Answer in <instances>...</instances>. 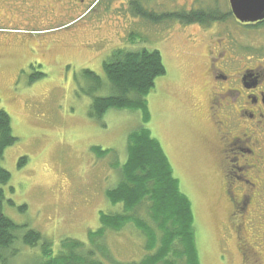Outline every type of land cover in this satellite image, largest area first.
<instances>
[{"label": "rangeland", "instance_id": "obj_1", "mask_svg": "<svg viewBox=\"0 0 264 264\" xmlns=\"http://www.w3.org/2000/svg\"><path fill=\"white\" fill-rule=\"evenodd\" d=\"M191 1L175 3L189 6ZM202 2L226 8L225 0ZM86 21L95 19L87 15ZM223 23L218 30L241 41V63L252 61L248 57L261 51L264 64V27L260 31L240 29L231 17ZM164 25L120 18L95 22L79 36L0 34V109L10 114L17 137L0 158L12 175L3 185L4 212L41 231L52 241L54 252L59 251L61 239L68 236L93 244L88 232L100 226V210L122 209L121 204L113 205L105 192L121 179L128 134L143 123L140 109L110 108L101 119L91 117L92 96L86 92L90 80L81 70L93 69L108 86L104 60L111 52L120 46H145L160 50L166 73L157 77L146 96L150 119L144 124L160 141L181 189L192 200L199 260L201 264L245 262L227 232L229 205L208 113L211 79L205 54L220 34L213 31L214 26L203 30L193 24L184 29L172 21L170 31L164 34ZM97 93L106 94L107 88ZM96 145L108 151L100 154ZM24 156L26 162L19 165ZM149 203L145 200L132 211L155 226L146 212ZM22 205L26 208L20 209ZM253 224L249 239L264 264V217H257ZM112 231L94 246L100 259L116 264L114 260H139L144 256L145 235L133 222L116 234ZM19 245L18 256L9 258L7 264L34 261L37 248L32 250L22 242Z\"/></svg>", "mask_w": 264, "mask_h": 264}, {"label": "flooded vegetation", "instance_id": "obj_2", "mask_svg": "<svg viewBox=\"0 0 264 264\" xmlns=\"http://www.w3.org/2000/svg\"><path fill=\"white\" fill-rule=\"evenodd\" d=\"M202 1L176 6L175 0H0V34L79 36L95 22L120 18L140 19L155 26L165 23L161 26L164 34L170 31V21L180 23L184 29L193 24L201 25L203 30L214 26L213 31L220 36L212 40L205 54L211 79L208 113L229 205L226 227L244 264H250L249 260L261 264L260 251L250 242L249 233L253 221L264 217V64L258 50L248 57L252 61L241 63V41L218 28L231 17L240 29L260 31L264 18L242 21L234 15L230 0H225L224 9L215 3L206 6ZM87 15L95 21L83 22ZM197 15H205L207 22L199 21Z\"/></svg>", "mask_w": 264, "mask_h": 264}, {"label": "trees", "instance_id": "obj_3", "mask_svg": "<svg viewBox=\"0 0 264 264\" xmlns=\"http://www.w3.org/2000/svg\"><path fill=\"white\" fill-rule=\"evenodd\" d=\"M201 22L204 16L197 15ZM190 20V19H189ZM188 20V21H189ZM190 22V21H189ZM134 37V36H131ZM104 69L109 80L91 68H83L81 74L90 81L86 92L92 96L89 115L101 119L110 108L140 109L143 123L128 134L127 156L121 164V179L106 189V196L113 204H121L120 211L100 210V226L88 235L94 241L88 244L76 237H64L58 252L52 249V241L38 229L19 223L4 212V184L11 180V172L0 163V262L7 264L9 258L18 256L19 242L37 248L36 257L28 264H107L97 256L95 245L109 230L120 231L133 222L145 235L146 253L139 260H114L116 264H201L194 229V211L191 198L181 189L179 179L158 138L144 123L150 119L147 94L155 86L158 76L166 73L163 56L158 48L145 46L115 48L106 60ZM85 91V87H80ZM107 88L106 94H98ZM12 119L5 109H0V158L6 148L16 141ZM100 154L106 150L94 146ZM26 157L19 160V165ZM149 200L148 212L155 226L133 214ZM22 205L20 209H25ZM113 232V231H112ZM38 246V247H37ZM24 248H27L26 246ZM111 261V260H110Z\"/></svg>", "mask_w": 264, "mask_h": 264}, {"label": "water", "instance_id": "obj_4", "mask_svg": "<svg viewBox=\"0 0 264 264\" xmlns=\"http://www.w3.org/2000/svg\"><path fill=\"white\" fill-rule=\"evenodd\" d=\"M234 15L242 21L264 18V0H230Z\"/></svg>", "mask_w": 264, "mask_h": 264}, {"label": "bare ground", "instance_id": "obj_5", "mask_svg": "<svg viewBox=\"0 0 264 264\" xmlns=\"http://www.w3.org/2000/svg\"><path fill=\"white\" fill-rule=\"evenodd\" d=\"M230 7V6H229ZM1 33V32H0Z\"/></svg>", "mask_w": 264, "mask_h": 264}]
</instances>
